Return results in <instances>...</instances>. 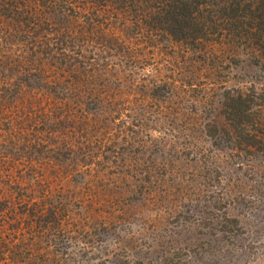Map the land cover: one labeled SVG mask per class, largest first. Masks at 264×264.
I'll return each instance as SVG.
<instances>
[{
  "label": "rangeland",
  "instance_id": "374dc122",
  "mask_svg": "<svg viewBox=\"0 0 264 264\" xmlns=\"http://www.w3.org/2000/svg\"><path fill=\"white\" fill-rule=\"evenodd\" d=\"M158 1L0 0V264H264V55Z\"/></svg>",
  "mask_w": 264,
  "mask_h": 264
},
{
  "label": "trees",
  "instance_id": "16d2710c",
  "mask_svg": "<svg viewBox=\"0 0 264 264\" xmlns=\"http://www.w3.org/2000/svg\"><path fill=\"white\" fill-rule=\"evenodd\" d=\"M208 3L210 5L211 0H167L166 2L160 0L147 17L151 20L152 26L162 30L172 39L193 41L201 36V31L207 30V26L210 28L206 18L198 19L202 17L204 11H208ZM218 19L230 21L239 31L246 30L251 35L252 43L264 55V0L256 2L229 0L226 5L218 8ZM227 99L225 103L227 119L235 122L233 131L237 139L249 143L250 139L253 140V135L244 127L249 119V109L245 105V99L242 100L238 95L228 96ZM262 147L264 148V145Z\"/></svg>",
  "mask_w": 264,
  "mask_h": 264
}]
</instances>
